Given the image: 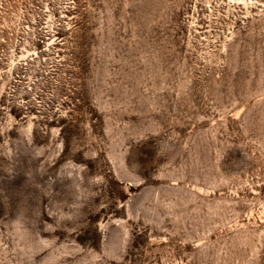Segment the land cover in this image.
<instances>
[{
    "label": "rangeland",
    "instance_id": "1",
    "mask_svg": "<svg viewBox=\"0 0 264 264\" xmlns=\"http://www.w3.org/2000/svg\"><path fill=\"white\" fill-rule=\"evenodd\" d=\"M0 264H264V0H0Z\"/></svg>",
    "mask_w": 264,
    "mask_h": 264
}]
</instances>
